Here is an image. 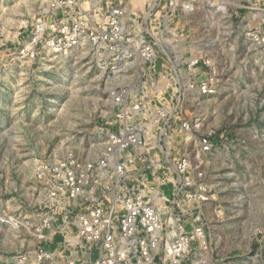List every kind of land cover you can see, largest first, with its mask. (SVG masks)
Instances as JSON below:
<instances>
[{
  "label": "rangeland",
  "instance_id": "1",
  "mask_svg": "<svg viewBox=\"0 0 264 264\" xmlns=\"http://www.w3.org/2000/svg\"><path fill=\"white\" fill-rule=\"evenodd\" d=\"M250 1L208 0L194 13L172 12L171 27L186 39L182 47L167 38L160 42L176 53L193 42L192 59L209 54L216 66L210 78L218 84L205 96L181 80V111L194 126L190 149L211 133L217 151L206 160L212 197L195 203L207 244L195 242L180 253L178 264H264V49L243 31L241 19L249 10L242 5ZM42 2L0 0V264H61L69 255L60 244L64 234L45 228L41 238L36 232L43 190L35 171L69 152L95 158L106 143L101 127H109L118 109L111 93L138 91V58L114 64L85 42L67 55L48 54L38 45L42 55L31 58ZM189 56L172 59L182 66ZM163 60L164 55L157 65Z\"/></svg>",
  "mask_w": 264,
  "mask_h": 264
},
{
  "label": "built area",
  "instance_id": "2",
  "mask_svg": "<svg viewBox=\"0 0 264 264\" xmlns=\"http://www.w3.org/2000/svg\"><path fill=\"white\" fill-rule=\"evenodd\" d=\"M137 1L144 3L141 9L133 6ZM162 1L43 0L34 19L31 58L42 55L38 45L48 54L67 55L85 42L114 64L142 61L137 93H111L118 109L109 127H101L106 143L97 156L83 159L69 152L41 162L35 171L43 190L36 232L41 238L45 228L65 235L60 244L70 253L61 264H178L180 253L195 242L207 244L195 203L212 197L206 160L217 149L211 133L190 149L194 126L182 114L180 87L183 80L205 96L214 94L216 66L207 53L203 61L192 59L193 42L178 53L160 42L167 38L182 47L185 34L171 27L170 13H194L208 0H165L159 9ZM242 8L249 10L241 19L246 37L264 49V0ZM188 53L183 68L172 59ZM162 55L166 60L157 65Z\"/></svg>",
  "mask_w": 264,
  "mask_h": 264
}]
</instances>
